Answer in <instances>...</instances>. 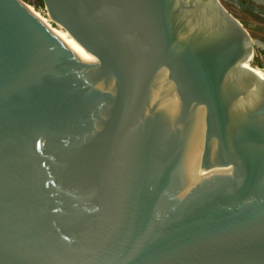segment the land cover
I'll return each mask as SVG.
<instances>
[{
	"label": "water",
	"instance_id": "95a60500",
	"mask_svg": "<svg viewBox=\"0 0 264 264\" xmlns=\"http://www.w3.org/2000/svg\"><path fill=\"white\" fill-rule=\"evenodd\" d=\"M42 2L90 53L0 0V264H264V41L220 0Z\"/></svg>",
	"mask_w": 264,
	"mask_h": 264
},
{
	"label": "rangeland",
	"instance_id": "374dc122",
	"mask_svg": "<svg viewBox=\"0 0 264 264\" xmlns=\"http://www.w3.org/2000/svg\"><path fill=\"white\" fill-rule=\"evenodd\" d=\"M27 7H29L34 13L40 17L45 18L50 24L55 25L47 14L42 0H21ZM224 8L234 16L238 22L244 27L248 35L252 39L264 40V19L257 13L251 12L242 8H236L235 6L221 2ZM257 5V4H256ZM259 6V5H258ZM253 64L264 67V50L260 48H254L252 56Z\"/></svg>",
	"mask_w": 264,
	"mask_h": 264
},
{
	"label": "bare ground",
	"instance_id": "6f19581e",
	"mask_svg": "<svg viewBox=\"0 0 264 264\" xmlns=\"http://www.w3.org/2000/svg\"><path fill=\"white\" fill-rule=\"evenodd\" d=\"M26 10L38 21L42 24L47 30H49L52 34L61 38L64 42H66L75 52H82V53H90L86 48H84L79 42H77L70 33L65 30L59 24L52 25L49 21L45 18L40 17L38 14L34 13L29 7H27L23 2L18 0ZM261 40V39H260ZM259 47L264 48V44L257 43ZM262 49V48H261ZM253 54H248L243 62L244 67H254L257 72H264V67L257 66L252 62Z\"/></svg>",
	"mask_w": 264,
	"mask_h": 264
},
{
	"label": "flooded vegetation",
	"instance_id": "af4514ba",
	"mask_svg": "<svg viewBox=\"0 0 264 264\" xmlns=\"http://www.w3.org/2000/svg\"><path fill=\"white\" fill-rule=\"evenodd\" d=\"M220 1L223 3L229 4V5L235 6L236 8H242V9H245V10H248L251 12H255L261 18L264 19V0H237L241 4H235L234 2H232V0H220ZM242 4H244L246 6H243ZM252 7H256V8H258V10L254 11L252 9ZM261 40L264 41L263 39H261ZM261 48H262V50H264L263 47H260V49Z\"/></svg>",
	"mask_w": 264,
	"mask_h": 264
}]
</instances>
